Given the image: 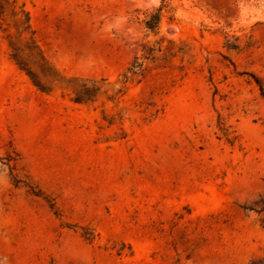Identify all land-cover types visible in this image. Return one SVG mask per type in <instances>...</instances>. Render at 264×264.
I'll list each match as a JSON object with an SVG mask.
<instances>
[{
  "label": "rangeland",
  "instance_id": "1",
  "mask_svg": "<svg viewBox=\"0 0 264 264\" xmlns=\"http://www.w3.org/2000/svg\"><path fill=\"white\" fill-rule=\"evenodd\" d=\"M17 1L105 81L40 91L0 27V264H264V0Z\"/></svg>",
  "mask_w": 264,
  "mask_h": 264
},
{
  "label": "trees",
  "instance_id": "2",
  "mask_svg": "<svg viewBox=\"0 0 264 264\" xmlns=\"http://www.w3.org/2000/svg\"><path fill=\"white\" fill-rule=\"evenodd\" d=\"M8 14L12 17V24L6 22ZM147 26L152 28L153 24L147 22ZM0 27L9 49V57L30 78L37 89L43 92H51L56 87L69 90L72 94L70 99L76 103L96 100L105 79L67 77L57 70L38 45L30 24L29 13L22 4H18L17 0H0ZM147 53L151 54L150 51ZM136 59L135 57L123 74V83L131 81L134 76L142 72L143 62Z\"/></svg>",
  "mask_w": 264,
  "mask_h": 264
}]
</instances>
